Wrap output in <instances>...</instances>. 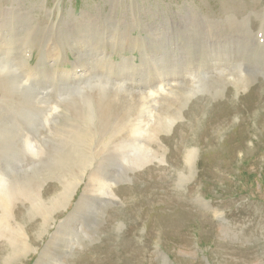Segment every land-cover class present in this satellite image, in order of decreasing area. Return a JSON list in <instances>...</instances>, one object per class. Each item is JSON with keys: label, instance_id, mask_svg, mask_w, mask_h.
Returning a JSON list of instances; mask_svg holds the SVG:
<instances>
[{"label": "rangeland", "instance_id": "obj_1", "mask_svg": "<svg viewBox=\"0 0 264 264\" xmlns=\"http://www.w3.org/2000/svg\"><path fill=\"white\" fill-rule=\"evenodd\" d=\"M4 46L0 61L22 76L31 69L33 91L60 94L65 114L42 136L48 154L31 163L0 150V171L28 191L41 187L47 208L83 179L47 226L29 200L14 199L12 227H24L31 249L19 256L1 232L0 264H264V0H0ZM62 69L75 74L53 72ZM8 92L0 84L2 129L23 126L30 108L25 89ZM76 129L92 138L78 144ZM137 135L142 148H120ZM138 149L142 165L100 164L119 150L134 160Z\"/></svg>", "mask_w": 264, "mask_h": 264}, {"label": "bare ground", "instance_id": "obj_2", "mask_svg": "<svg viewBox=\"0 0 264 264\" xmlns=\"http://www.w3.org/2000/svg\"><path fill=\"white\" fill-rule=\"evenodd\" d=\"M13 28H16V27L13 26ZM27 34H29V33H27ZM112 36L114 38L112 37V39H110L108 41V43L116 44V42L114 40H116L117 38L114 35H112ZM10 42L14 43V41H10ZM99 43L104 44L105 42L100 41ZM8 46H10V45H8ZM2 49H3V52L9 51L5 46L3 48H0V50H2ZM28 53H29V51L27 52V54ZM101 54L106 56V51L103 48L101 49ZM43 55H44V53H43ZM55 56L56 57L53 60V62L56 65H54V66H55V68H58V65H60V63H61L60 58L62 55L60 52H57V54H55ZM52 65L50 67H52ZM25 66H26V68H27V66H29L27 60L25 61ZM48 72H51V71H48ZM53 72H54V74H57V75H62V76L65 75L68 78L73 77L75 74V70H69V69H64V70L62 69L60 71L54 70ZM29 73L32 74L31 69L27 68V72L25 73L24 76H22L21 74L17 73L16 69H14V66L10 60L2 59L0 61V84L6 85L9 88L8 95H5L4 98H6V97L10 96L12 93H16V92H17V94L18 93L22 94L24 92V89H25L26 92L28 93V95H27V99L29 100L28 105H30V108L27 109V114L24 113V115H23V118L25 121V122L23 121L24 122L23 126L17 127L15 125V123L13 124V122L11 121V118H8V122L15 125L16 127L15 126H14V128L7 127L4 124V126H3L4 130L12 129V131H11V135L9 134V136H7L8 140L1 143L0 150H6V149L7 150H13L15 155L21 154V156H23L26 161H32L31 163H36L38 160L37 158H40V156L42 154L50 152V150H51V147H50L51 144L49 143L50 144L49 145L48 143H46L44 137H42V136L46 135L47 137H49L48 131L49 130L54 131V130H52V127H53L52 121L55 119V117H58V115H64L65 111H63L64 114L60 111H57L58 110L57 106L59 105V102L62 100V99H60V96H61L60 94L58 95L59 97H57L59 99L57 102V99H55L56 101L55 100L52 101L53 99L49 98V96H50L49 93H47L46 95L40 96V94H41L40 92L33 91L31 85L29 84L30 78H26L30 75ZM76 83H78V80H75L74 83H72V84L74 85ZM42 84L47 85L45 78H42ZM114 86H115L114 90H116L117 92H118V89H122L119 87V86H121V84H115ZM56 91H58V90H56ZM156 91H158V89H156L155 92ZM155 92H153V93H155ZM106 93H108V90H106V88L102 85H100L98 87V89L96 90V94H97L98 98L102 99L101 103H103V99H104ZM141 93H142V95H144V92H141ZM56 94H58V93L56 92ZM55 96H54V98H55ZM80 97L82 98V96H80ZM93 101H95V100H93L92 98L90 101L88 100V103H89V113H88L89 118L88 119L89 120H90V118H95V115H94L95 109L93 107L94 106ZM53 102H54V104H53ZM55 102H56V104H55ZM64 106H66V105H64ZM78 110H80V109H78ZM81 112H83V110ZM69 114L71 115V113H69ZM82 116H84V115H82ZM86 116H87V114H86ZM67 117H68V115H67ZM68 118H70V116ZM70 119H73V118H70ZM26 122L27 123H29V122L37 123L36 129H34V130L27 129L25 127ZM90 122H91V120H90ZM71 124H72V122H71ZM67 125H68V123L65 124V126H67ZM69 127L71 129H69ZM69 127L66 130L69 129L68 132L73 133V131H75L74 126H72V127L69 126ZM56 128H58V127H56ZM65 128H63V129H65ZM3 129L0 128V133L3 132ZM133 131L139 132V133L141 132V128H140L138 123L133 124ZM76 132H77V129H76ZM55 133H57V132L55 131L53 134H55ZM53 134L51 133V135H53ZM75 134L74 135L76 137L72 135L74 137V141L78 142V144L79 143L80 144L81 143L82 144L87 143L86 139H87L88 135L86 137H83L84 133H80V131H78ZM68 135H71V134H68ZM138 135L134 137V140L130 144H126V143L123 144L122 143L120 148L121 149H124V148H136V149L142 148L141 145L139 144L141 142V140H139ZM60 137L64 138L62 136H60ZM90 137H88L89 138L88 140H90ZM93 138H94V136H93ZM18 139H19V144H18V142L17 143L15 142ZM65 141H67V140H65ZM91 141H93V139H91ZM135 141H137V142H135ZM88 143H91V142H88ZM67 144H68V142H67ZM67 144H65V145H67ZM70 144L74 145L72 147H75V149L78 148L77 147L78 144H76V146H75V144H72V143H70ZM53 145L55 146V144H53ZM91 145H93V144H91ZM89 146H90V144H89ZM60 148L61 147H58L57 149L61 150ZM62 149H63V147H62ZM76 151L78 152V150H76ZM70 152L72 153V151H70ZM124 152H125L124 150H119V153L118 152H115V153L112 152L109 155L103 157L100 164L104 163L106 160H112L113 162H117V165L121 169L132 168V167L139 166V165L143 164V161H144L143 160V154L140 151V149L135 151V153H134L135 159L134 160L133 159L128 160V153H126L124 155ZM84 153L86 154L87 152H84ZM74 154H75V152H74ZM91 154H93V153H91ZM46 157H48V156H46ZM69 157L71 158V156H69ZM83 160H84V158H83ZM70 161H72V160H70ZM70 161L68 163H71ZM81 161H79V162H81ZM190 165L193 166V164H191V163H190ZM83 169L85 171V168H83ZM82 177L70 182L68 184L69 185L68 187H65L64 190L60 194H58L57 196H55L52 199V205L49 206V208H47V206L44 204L45 201L43 200V193L40 189L41 187L33 189L32 192L28 191L24 187L26 185L22 186V185H20V183H16L14 180H9L8 178H6L5 174L2 171H0V207L2 208V212H3L2 215L0 216V233L2 232L3 235L8 237L9 242L11 243V245H13L12 246L13 250H15V252H17V254H19V256L25 255L31 249V245H30V242L28 241V238L26 236L27 234H26V231H25L23 226L16 223L17 227L16 228L12 227V221L11 220L12 219L14 220V218H15L14 211H13L14 199L20 195V196L25 197L27 200H29L31 202L30 213H38V214L42 213L43 218L45 219V222L43 224H44V226H47L50 223V219L54 218V212L58 208L65 206L66 203L69 201L72 193L75 192L76 186L79 184L80 180L83 179ZM101 180L103 181V186H109V183L104 182L106 180H103V179H101ZM88 199H90L89 194H87V193L83 194L80 197V200L78 201L75 212L71 213L69 215L68 219L71 218L73 215H75V213H77L79 210L84 208V206L88 202ZM10 221H11V224H10ZM63 227H64V223H61L57 227L55 233L52 236L53 240L56 239L58 237V234L62 232ZM12 253H13V251H12Z\"/></svg>", "mask_w": 264, "mask_h": 264}]
</instances>
